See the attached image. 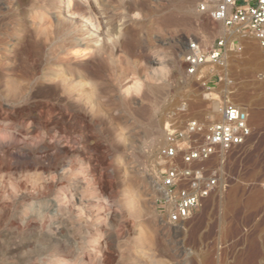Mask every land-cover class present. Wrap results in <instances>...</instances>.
I'll return each instance as SVG.
<instances>
[{"label": "rangeland", "instance_id": "obj_1", "mask_svg": "<svg viewBox=\"0 0 264 264\" xmlns=\"http://www.w3.org/2000/svg\"><path fill=\"white\" fill-rule=\"evenodd\" d=\"M62 1L0 0V264H238L232 245L264 225V46L226 40L198 0H77L86 19ZM220 38L221 65L188 75L189 43ZM228 97L251 135L226 187L170 226L166 129Z\"/></svg>", "mask_w": 264, "mask_h": 264}, {"label": "built area", "instance_id": "obj_2", "mask_svg": "<svg viewBox=\"0 0 264 264\" xmlns=\"http://www.w3.org/2000/svg\"><path fill=\"white\" fill-rule=\"evenodd\" d=\"M198 0L197 9L226 30L233 26L264 46V0ZM226 41L210 48L190 42L183 56L186 73L202 66L222 63ZM249 114L229 97L220 106L219 117L206 121L188 119L181 129L167 128L164 145L158 149L166 169L161 175L166 197L161 198L163 218L177 226L193 215L212 195L226 187L223 163L227 153L244 144L251 135Z\"/></svg>", "mask_w": 264, "mask_h": 264}, {"label": "bare ground", "instance_id": "obj_3", "mask_svg": "<svg viewBox=\"0 0 264 264\" xmlns=\"http://www.w3.org/2000/svg\"><path fill=\"white\" fill-rule=\"evenodd\" d=\"M62 2H63V4H61V6H59V8L57 10L59 13H65V16L70 17V19L73 18V17H74V19L75 18H79L80 19V17L83 18V19L85 18V14H86L87 11H85V9L82 8L83 6L82 7L79 6V3H78L77 0H66V1H62ZM65 16L63 15V18ZM234 37H236V38H243V37L247 38L248 37L249 39L254 38V37H252V36H250L248 34H245V33L241 32L239 30V28L233 26L230 30H227V33L225 35V39L226 40H230V39H232ZM222 60H223V58H222ZM207 65H209V64H207ZM215 65H221V63L220 64H215ZM215 65H209V66H215ZM236 100H237L236 104H239V102L245 101V99H243V97H242V99L240 97V99L238 98ZM223 101H215L214 102V108L216 110V116L213 117L212 115L208 114L210 116L209 118H216L217 119L219 117V110H220V106L223 103ZM154 189H155L154 191H155V193H156V195L158 197L162 198V197H166L167 196L166 189H165V187L163 185L158 186L157 188H154ZM222 199H224V198H222ZM223 201H225V200H223ZM227 201H228V198H227ZM227 201H225V203ZM219 202L222 203V200H219ZM246 212L250 213V211H248V210ZM245 213H243V214H245ZM251 214H250V216H251ZM253 215L256 216V214H252V216ZM242 216L245 217L244 215H242ZM221 217H224V216H221ZM221 217H220V219H221V222H222V218ZM247 218H250V217L248 216ZM260 225H262V224L260 223ZM222 233L225 234L224 232H222ZM232 246H234V248H237V246H240L239 249L237 250V252L234 254V257H235L236 261L238 262V264H259V262L262 259H264V225L263 226H259L258 224H254V226L249 228V230L246 232V234L242 238H240L239 241H236L234 243V245H232Z\"/></svg>", "mask_w": 264, "mask_h": 264}, {"label": "crops", "instance_id": "obj_4", "mask_svg": "<svg viewBox=\"0 0 264 264\" xmlns=\"http://www.w3.org/2000/svg\"><path fill=\"white\" fill-rule=\"evenodd\" d=\"M242 1H243V0H239V3H243Z\"/></svg>", "mask_w": 264, "mask_h": 264}]
</instances>
